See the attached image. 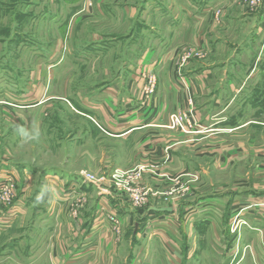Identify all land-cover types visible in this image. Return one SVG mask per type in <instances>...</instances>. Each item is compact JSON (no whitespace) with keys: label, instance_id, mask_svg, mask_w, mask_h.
Masks as SVG:
<instances>
[{"label":"crops","instance_id":"crops-1","mask_svg":"<svg viewBox=\"0 0 264 264\" xmlns=\"http://www.w3.org/2000/svg\"><path fill=\"white\" fill-rule=\"evenodd\" d=\"M148 2L143 12L137 9L142 14L131 24L130 58L135 59L125 74L98 92L97 102L88 104L100 136L116 145L107 147L99 159L100 163L113 153V167L120 176L104 179V184L114 190L99 192L78 222L72 220L82 209L80 202L87 204L88 199L82 193L86 187L72 196H58L61 190L55 186L81 180L79 173L70 172L68 163L64 170L43 174V185L50 189L49 203L45 197L35 199L42 208L46 205V218L58 226L59 233L81 231L89 238L91 250H97L113 235L120 242L131 228L138 230L128 202L130 191L138 190L151 206L143 228L158 222L161 230L155 232L167 238L165 243L176 235V241H181V229L189 222L190 231L220 229L224 240H216L222 248L225 241L230 249H251L264 261V12L242 14L238 21L242 36H207L204 21L197 17L202 9L197 2L171 0L164 7ZM132 13L136 14L134 8ZM158 13L168 17L169 29L160 25L163 20L155 17ZM186 47L203 52V60L184 61ZM145 69L152 70L158 81L153 102L142 94ZM180 78L189 81L188 90L178 88ZM177 111L193 114L196 125L190 134L169 128V117ZM28 175L24 170V177ZM206 186L210 193L203 195ZM126 187L130 189L125 192ZM167 193L172 203L161 204ZM26 199L21 198L24 212ZM189 200L191 205L178 206ZM72 204L78 210L70 215L65 206Z\"/></svg>","mask_w":264,"mask_h":264},{"label":"rangeland","instance_id":"rangeland-1","mask_svg":"<svg viewBox=\"0 0 264 264\" xmlns=\"http://www.w3.org/2000/svg\"><path fill=\"white\" fill-rule=\"evenodd\" d=\"M146 2L164 7L171 0H0V185L5 174L15 180V196L9 205H0V264H264L253 255L254 250L230 249L225 241L224 248L218 245L216 237L224 240L220 229L216 233L207 228L190 231L189 222L181 229V241H176L179 235L172 236L167 245V238L155 232L161 230L158 222L143 228L146 210H139L132 197H146L138 190L130 191L128 198L138 230L131 228L120 242L113 235L97 250H91L89 238L81 231L59 233L58 226L46 218V205L42 208L35 199L46 188L43 174L64 170L68 163L70 172L79 173L81 180L55 186L61 190L58 196H72L86 187L82 193L88 199L87 204L80 202L79 210L75 204L65 206L70 215L72 210L80 211L72 220L78 222L83 210L95 204L100 186L114 190L104 179L120 176V170H114L113 153L106 156L104 150L116 145L100 136L88 104L97 102L98 92L125 74L135 59L130 58V29ZM191 2L202 7L197 17L204 21L202 30L207 36H242L244 30L238 24L242 14L264 12V8L252 11L246 0ZM139 7L142 12H137ZM211 8L219 9V24L205 17ZM155 17L168 27L167 16ZM186 49V62L203 60L200 50ZM196 53L202 56L195 57ZM33 104L37 106L30 107ZM19 127L29 132L38 129L40 135L25 142L17 133ZM102 152L105 157L99 163ZM24 170L29 171L26 178ZM86 176L94 182H85ZM205 188L203 195L210 193L209 186ZM47 195L50 191L44 195L48 204ZM153 196L159 203L158 195ZM22 197L27 198L26 212ZM169 197L162 195L160 203H172ZM188 205L190 200L178 202L181 208Z\"/></svg>","mask_w":264,"mask_h":264},{"label":"built area","instance_id":"built-area-1","mask_svg":"<svg viewBox=\"0 0 264 264\" xmlns=\"http://www.w3.org/2000/svg\"><path fill=\"white\" fill-rule=\"evenodd\" d=\"M249 3V6L252 11L259 10L260 8H264V0H246ZM207 12L211 14L212 22L215 24H219L221 13L218 8H211ZM195 57L202 56L200 53L194 54ZM188 54L183 56V60H188ZM142 78L145 79V86L142 91L143 97L146 98L148 101L153 102V97L155 95V90L157 86V79L156 76L153 74L152 70L145 69L142 72ZM180 82H178V88L181 90H188L189 89V81L185 78H180ZM196 122L194 120V116L191 112H183L177 111L170 115L169 119V127L173 130H177L178 132L187 134L191 133L193 127H195ZM5 174L2 179V183L0 185V205L6 206L9 205L11 199L15 196V188L14 183L15 180L12 176H7ZM85 182L93 183L91 177L86 176L84 178ZM101 183V182H100ZM100 186V185H99ZM99 192H105V188L99 187ZM134 204L139 208V210H147L150 206L148 200L141 199L138 196L133 195ZM152 214V212H151Z\"/></svg>","mask_w":264,"mask_h":264},{"label":"clouds","instance_id":"clouds-1","mask_svg":"<svg viewBox=\"0 0 264 264\" xmlns=\"http://www.w3.org/2000/svg\"><path fill=\"white\" fill-rule=\"evenodd\" d=\"M17 133L18 135L21 136V138L25 141H31V140H35L38 139L40 133L38 129L33 130L32 132H29L28 130H26L23 127H19L17 129ZM47 191H50V189H42L40 194L36 197L37 201H41L44 197V195L46 194Z\"/></svg>","mask_w":264,"mask_h":264},{"label":"water","instance_id":"water-1","mask_svg":"<svg viewBox=\"0 0 264 264\" xmlns=\"http://www.w3.org/2000/svg\"><path fill=\"white\" fill-rule=\"evenodd\" d=\"M152 211L154 212H170V208H151Z\"/></svg>","mask_w":264,"mask_h":264}]
</instances>
